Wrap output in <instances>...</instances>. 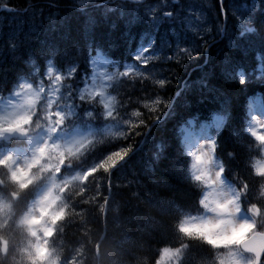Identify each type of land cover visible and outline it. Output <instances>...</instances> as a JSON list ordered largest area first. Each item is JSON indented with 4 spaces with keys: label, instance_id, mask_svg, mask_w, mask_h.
<instances>
[{
    "label": "snow or ice",
    "instance_id": "1",
    "mask_svg": "<svg viewBox=\"0 0 264 264\" xmlns=\"http://www.w3.org/2000/svg\"><path fill=\"white\" fill-rule=\"evenodd\" d=\"M103 4L147 26L130 31L136 43L130 63L101 72L99 80L94 65L91 75L79 77L77 66L61 68L57 50L47 48L26 55L15 80L0 86V264H264V110L257 114L249 103L243 112L226 97L200 124L183 167L172 168L194 190L190 202L176 190H150L135 172L114 174L172 111L180 93L169 89L178 87L179 70L197 59L207 64L214 46L227 41L218 65L196 81L201 91L223 95L222 84L234 80L249 93H264L258 70L264 0L96 6ZM182 33L197 43H183ZM249 61L255 67L245 70ZM99 117L107 122L104 134L124 143L87 164L86 155L103 141L81 133L80 124L91 128ZM168 148L157 142L142 169L154 185L167 187L156 170ZM93 225L103 230L94 235Z\"/></svg>",
    "mask_w": 264,
    "mask_h": 264
},
{
    "label": "trees",
    "instance_id": "2",
    "mask_svg": "<svg viewBox=\"0 0 264 264\" xmlns=\"http://www.w3.org/2000/svg\"><path fill=\"white\" fill-rule=\"evenodd\" d=\"M56 3L57 6L53 8L49 6L48 0H32L31 6L29 0H0V86L10 85L15 80L16 72L21 68L26 55L38 54L47 48L57 50L56 63L61 68L77 66L79 77L91 72L89 59L94 53H100L108 59L111 62L110 69L116 64L131 62L136 43L130 38V31L133 34L142 31L146 25L135 19L131 23L122 20L118 12L107 10V4L97 7L100 0H90L84 6L79 5L77 0H56ZM4 5H10L14 9L7 10ZM181 40L183 43H197L191 33H182ZM10 43L17 44V48L11 49ZM226 44L227 41L209 50L207 64L203 59H197L187 62L185 67L179 70L178 87L169 89L170 93H180L179 96L173 95L172 111L161 122L152 126L145 142L135 148L126 162L114 170V174L131 176L135 172L150 190L159 191L161 195L176 190L185 202L194 198V190L181 182L180 176L172 171V168H182L187 159L182 128L189 126L188 122L192 121L194 128L200 129V124L210 121L213 114L219 111V106L226 97L232 100L236 109H243V112L247 111L249 103L253 107L254 101L258 99L264 108V93L259 90L254 94L249 93L244 85H239L234 80L222 84L223 95L201 91L196 83L206 73L210 75L218 65L226 50ZM39 63L43 70V61ZM254 67L249 61L245 70ZM258 70L264 71V68ZM239 118L238 116L237 119ZM95 129L100 130L97 122ZM96 137L101 138L103 142L96 144L86 155L87 164L124 143L121 138L110 137L108 134ZM161 140L169 146V157L157 168L156 177L163 178L167 187L154 185L149 176L141 174L145 163L150 159L154 145ZM124 195L127 193L122 191L121 196ZM128 211L126 209L124 215H127ZM102 230V225H93L94 235ZM109 237L118 240L119 234L109 228Z\"/></svg>",
    "mask_w": 264,
    "mask_h": 264
},
{
    "label": "rangeland",
    "instance_id": "3",
    "mask_svg": "<svg viewBox=\"0 0 264 264\" xmlns=\"http://www.w3.org/2000/svg\"><path fill=\"white\" fill-rule=\"evenodd\" d=\"M90 0H84L83 3L81 4H87ZM188 2H194V3H203L206 2V0H188ZM91 60L93 61L90 64V68H91V72L88 75H91L93 73V65L95 66V73L96 76L98 78V80L100 79V73L101 72H111L113 69H110V62L109 60L105 59L102 54L100 53H94L92 55ZM114 67V66H112ZM253 108H255L257 110V114H259L260 110H264L262 104L259 101H255V103H253ZM98 123L100 125V130L98 133H95L96 129H95V123ZM107 122L103 120L102 117H99L97 120L93 121L91 123V128H89L88 124L86 123H81L80 124V131L81 133H88V132H92L93 135H99V133L102 131L103 135L104 134V128L106 127ZM194 128V123L191 124V126L189 127H184L182 128V138L183 141L186 143V149L189 146H194V141H195V136H194V132H199L200 129H193ZM4 147L3 142H0V149H2Z\"/></svg>",
    "mask_w": 264,
    "mask_h": 264
},
{
    "label": "clouds",
    "instance_id": "4",
    "mask_svg": "<svg viewBox=\"0 0 264 264\" xmlns=\"http://www.w3.org/2000/svg\"><path fill=\"white\" fill-rule=\"evenodd\" d=\"M39 183H40L42 186H44V178H43V177H41ZM41 190H42V189H41Z\"/></svg>",
    "mask_w": 264,
    "mask_h": 264
},
{
    "label": "bare ground",
    "instance_id": "5",
    "mask_svg": "<svg viewBox=\"0 0 264 264\" xmlns=\"http://www.w3.org/2000/svg\"><path fill=\"white\" fill-rule=\"evenodd\" d=\"M125 63V62H124ZM182 131V130H181ZM185 148H186V146H185Z\"/></svg>",
    "mask_w": 264,
    "mask_h": 264
}]
</instances>
